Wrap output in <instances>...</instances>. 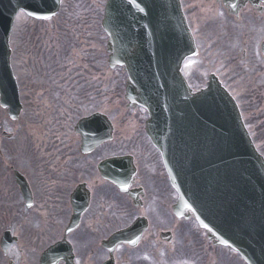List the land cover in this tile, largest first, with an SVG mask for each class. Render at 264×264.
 <instances>
[{
  "label": "flooded vegetation",
  "instance_id": "obj_1",
  "mask_svg": "<svg viewBox=\"0 0 264 264\" xmlns=\"http://www.w3.org/2000/svg\"><path fill=\"white\" fill-rule=\"evenodd\" d=\"M240 1L235 17L228 15L217 0L200 3L208 7L219 23L213 32L214 40H208L210 49L206 50L207 41H203L202 47L205 53L209 50L215 52L210 57L215 54L218 57L215 61L205 57L209 72L219 77L237 101L250 107L254 118L250 120L251 132L264 145V58L261 53L264 0ZM189 75L196 87L204 81L193 70ZM104 144L86 155L88 158L106 152L96 162L67 164L79 170L78 181L71 189L65 186L58 188L52 197L47 194L49 188L41 189L46 199L54 201L53 204L38 203L34 195L36 181L43 185L48 179L26 177L33 192V204L27 207L16 180L0 168V173L5 175L0 178V237L9 231L16 238L15 243L6 249L0 245V264H38L40 251L45 243L49 244L52 207L54 217L61 220L60 226L53 227L61 233L59 240L64 239L72 215L70 194L80 185L82 200L83 192H88V203L76 228L65 237L72 247L74 264H245L235 251L213 245L190 212L186 211L181 216L173 214L176 193L155 152L136 146L126 153L137 166L130 184V190H134L133 198L119 193L114 185L100 177L98 164L111 151L109 144ZM140 164L144 166L142 169ZM10 169L13 171V166ZM61 174L66 175L67 171L62 170ZM70 181L74 179H52L53 183ZM135 222H138L137 228L145 227L139 240L133 238L111 250L102 246L111 234ZM39 239L41 241L38 242ZM58 264L65 263L60 261Z\"/></svg>",
  "mask_w": 264,
  "mask_h": 264
},
{
  "label": "water",
  "instance_id": "obj_2",
  "mask_svg": "<svg viewBox=\"0 0 264 264\" xmlns=\"http://www.w3.org/2000/svg\"><path fill=\"white\" fill-rule=\"evenodd\" d=\"M125 1L132 2V0ZM125 1L111 0L109 10L113 6L121 10L128 9L130 5ZM138 2L142 4L141 9H146V18L151 19L153 23L156 12L159 14L161 9V27L164 32V35L159 37L156 31L152 33L149 31V34L145 35L150 45L155 46L158 43V46L152 48L147 62L141 61L138 65L148 71L155 86L152 84L147 86L139 71L131 74L130 88L133 96L152 111L150 132L158 134L160 140L163 139L165 132H169L168 137L176 135L179 130L185 132V128L173 123L181 121L180 124H183L185 118L193 116H196L201 127L204 128L206 124L213 127L209 131L210 142H203L198 149L191 145L181 146L175 138L170 137V144L164 146L174 147L167 153L163 149L165 159H168L170 151L181 154L175 160L178 177L181 178L182 170L185 182L191 178L197 184V186L186 184L184 186L177 180L182 194L191 195L196 202L202 199L205 208L202 209L200 205V210L213 208L214 217L203 215L199 210L198 213L224 239L248 253L255 260L254 264H264V177L257 170L252 151L240 132L238 114L234 111L233 102L217 86L189 95L181 84L180 77L177 75L171 77V73L166 71L168 65H164V60L165 55L173 56L172 66L177 69L178 63L174 55L177 52L178 39L173 32H170V28L172 27L173 30L182 24L180 20L175 19L177 10L180 15L179 7L162 4L157 8L154 0H138ZM19 7L28 8L34 13L38 12L34 0H0V95L1 103L11 109L13 105H18V102L16 87L8 65L9 51L5 48V37L9 32L13 11ZM45 9V11L51 10L52 5L48 4ZM116 15L118 17L111 11L109 20L115 26L110 29L114 57L119 58L124 55L126 48L125 38L120 29H125V22L129 20L126 17L123 19L120 12ZM137 34L139 38L143 37L142 30ZM139 50L142 48L139 47ZM176 77L178 80H175L170 92H166L170 81ZM225 132L229 136L228 141H225ZM179 157L185 158L179 159ZM214 162L217 163L215 166ZM170 172L174 177L173 171ZM219 175H221L220 180L216 182L206 180L210 176ZM201 189H204V193ZM225 213L229 216V220L223 216Z\"/></svg>",
  "mask_w": 264,
  "mask_h": 264
},
{
  "label": "rangeland",
  "instance_id": "obj_3",
  "mask_svg": "<svg viewBox=\"0 0 264 264\" xmlns=\"http://www.w3.org/2000/svg\"><path fill=\"white\" fill-rule=\"evenodd\" d=\"M91 1H98V0H91ZM64 6H63V9L60 13L59 16H57L56 18H63V17H66L67 14H70V11L67 12V6L69 4V2H71V4H79V3H84V2H87V0H64ZM101 2V0L98 1V4ZM25 22V18L24 17H20L19 19V24H23ZM26 24H30L32 25L33 22L30 21V20H27V22L20 28H24V26ZM50 25L48 24L47 27H49ZM19 29V30H20ZM49 31L47 32V28L46 26H43L42 23H35L34 25V32H37V33H42L44 36H46V40H49L50 39V36L51 34H61V31H60V28L59 27H49L48 28ZM75 29V39H74V42L72 44V46H69L67 48L66 47V44H63L65 45L64 48H62V51L64 53H67L69 51V57L75 53L73 55L74 58L77 59V63L79 64V60H80V57H79V53H78V48L80 45L82 44H93L92 43V40L90 39V37L88 36H83L79 33V25H75L74 27ZM48 33V34H47ZM47 34V35H46ZM14 35H16V33L14 32ZM34 66H36V64H34ZM190 80V83L192 84V79H189ZM21 83L24 81L23 79L20 80ZM35 82V81H34ZM30 87L32 88L33 90V95H39L40 97H43V92L41 91V89L43 88V86L41 84H35V83H31L30 82ZM120 110V109H119ZM117 112V110H116ZM127 117H129L128 121H120L119 124L122 125V124H126V125H133L136 127V129L139 128V125H140V122H141V119H142V114H139V115H136V114H130V115H127ZM131 122V123H130ZM5 123V122H4ZM5 126V125H4ZM8 130H13V128L11 127H8ZM12 146H9V148H11ZM18 165L22 168H25L27 169L28 168V165H27V162L26 161H22V162H18ZM2 177V175L0 174V178Z\"/></svg>",
  "mask_w": 264,
  "mask_h": 264
}]
</instances>
